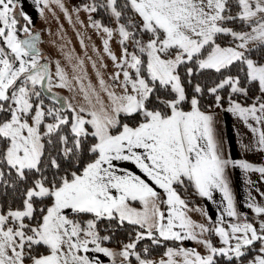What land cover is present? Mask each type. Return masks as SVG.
<instances>
[{
    "label": "snow or ice",
    "instance_id": "6c2138e0",
    "mask_svg": "<svg viewBox=\"0 0 264 264\" xmlns=\"http://www.w3.org/2000/svg\"><path fill=\"white\" fill-rule=\"evenodd\" d=\"M33 2L41 15L53 2L68 12L61 0ZM101 9L111 26L92 16ZM82 10L114 63L111 83L97 72L98 86L85 84L79 58L72 79L58 60L53 71L21 0H0V264H264V205L250 195L254 218L242 215L227 175L264 177V167L225 155L211 110L237 117L264 151V0H91ZM188 186L208 201L222 194L215 220L190 207ZM101 222L129 226L116 248ZM165 241L204 251L166 247L152 259Z\"/></svg>",
    "mask_w": 264,
    "mask_h": 264
},
{
    "label": "crops",
    "instance_id": "0c3cea01",
    "mask_svg": "<svg viewBox=\"0 0 264 264\" xmlns=\"http://www.w3.org/2000/svg\"><path fill=\"white\" fill-rule=\"evenodd\" d=\"M21 2L26 10L29 11L30 9V12H36L35 14L42 24V31L38 30L36 32L41 33V42L43 41L45 49L51 56L54 70V62L58 60L64 67L69 79H72L73 75H75L72 71L73 64L77 63L76 58H79L84 60V72L87 74V79L84 81L85 84L91 82L93 85L98 86L99 77L97 72L102 74L105 81L111 83L109 77L115 66L103 50L102 34L91 26L89 13L81 8L77 15L72 3L61 0L68 10L67 13L53 2L50 8L44 9V13L41 15L39 11L42 7L41 5L35 4L33 0H21ZM69 15L72 17V22H69ZM81 39L84 40L83 45L80 43ZM111 47L114 53L119 56V41L114 40L111 43ZM68 55L73 57L71 62L66 58ZM93 63H95L96 67H93ZM55 91L57 92V90ZM65 91L57 92V94L67 100H71L73 104L82 100V97L74 96V93L68 89H65ZM212 111L216 114L217 136L223 142L225 155L230 159L246 160L255 167H264V151H260L257 146V136L252 134L243 122L233 114L217 108ZM256 127H259V125H256ZM241 143L250 145L247 151L240 148ZM121 166L130 168L139 174L138 170L131 164H122ZM227 175L238 210L242 215L254 218V213L247 207V203L251 195L255 197L257 203L264 205V198L259 195V193L264 192V177H261L257 172H245L239 168H230ZM199 198L202 205L193 208L203 209L214 220L217 218V213L222 209L224 203H226H222V194L219 192L214 193L213 200L215 202ZM189 216L196 223H207L205 216L199 211L190 212ZM179 246L195 248L201 252L204 251V249L191 241H185ZM101 259L104 260V264H108L107 258L101 256Z\"/></svg>",
    "mask_w": 264,
    "mask_h": 264
},
{
    "label": "trees",
    "instance_id": "16d2710c",
    "mask_svg": "<svg viewBox=\"0 0 264 264\" xmlns=\"http://www.w3.org/2000/svg\"><path fill=\"white\" fill-rule=\"evenodd\" d=\"M91 0H80L79 5H84L87 3H90ZM92 16L101 21L102 23L111 26L110 24V17L109 14L104 11L103 9H101L100 11H98L97 13L92 14ZM211 97H206L203 100V103L205 105L210 104L211 102ZM215 107H212L211 110H214ZM184 197L188 200L189 205L191 207H200L202 205V202L199 198V196L196 194L194 188H192L191 186H188L185 190H184ZM9 203H11V201H9ZM251 219V218H250ZM108 222H101V224L99 225V228L101 230V234L102 235H106L109 233V231H114L115 232V237L114 240L112 242L108 243L109 247H113L116 248L118 246V241H122L125 240L126 236H127V232L126 229L129 226H125V228H121V229H109L106 227V224ZM142 244L144 246H150V242L149 241H143ZM180 245V243L175 242V241H165L163 242V245L161 246H156V245H151V250H152V259H158L161 258V256L163 255V253L166 250V247H178ZM180 247V246H179Z\"/></svg>",
    "mask_w": 264,
    "mask_h": 264
},
{
    "label": "rangeland",
    "instance_id": "374dc122",
    "mask_svg": "<svg viewBox=\"0 0 264 264\" xmlns=\"http://www.w3.org/2000/svg\"><path fill=\"white\" fill-rule=\"evenodd\" d=\"M65 1L72 3L73 8H74L75 10H76L77 7L83 8V5H79L80 0H65ZM51 4H52V3H51ZM51 4H50V5H51ZM53 5H54V4H53ZM48 8H50V6H49ZM23 10H24V12H26L29 16H31L32 19H33V22H34L33 33L36 32V31H38V30H41V31H42V27H41L42 24H41V22L38 20L37 15L35 14L36 12H30V11H31L30 9H29V11L26 10L24 6H23ZM21 23H23L22 20H21ZM21 36H22V38H23V34H21ZM39 47H40V49L42 50V53H43V55H44V58H45L46 60H51V56H50L49 52L45 49V46H44V44H43V41L39 44ZM53 68H54V67H52V69H53ZM53 71H55V70L53 69ZM56 90H57V92H59V93H61L62 91L66 92L65 89H56Z\"/></svg>",
    "mask_w": 264,
    "mask_h": 264
},
{
    "label": "water",
    "instance_id": "95a60500",
    "mask_svg": "<svg viewBox=\"0 0 264 264\" xmlns=\"http://www.w3.org/2000/svg\"><path fill=\"white\" fill-rule=\"evenodd\" d=\"M33 34H34V35H37V34H38V35H40V37H41V33H40V32H34ZM38 46H39V45H38ZM39 48H40V47H39ZM40 50H41V49H40ZM41 52H42V50H41Z\"/></svg>",
    "mask_w": 264,
    "mask_h": 264
}]
</instances>
